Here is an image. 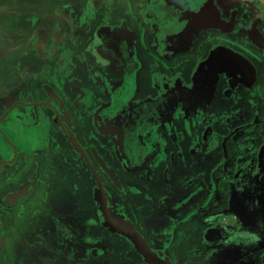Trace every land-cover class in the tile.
<instances>
[{
  "label": "flooded vegetation",
  "instance_id": "1",
  "mask_svg": "<svg viewBox=\"0 0 264 264\" xmlns=\"http://www.w3.org/2000/svg\"><path fill=\"white\" fill-rule=\"evenodd\" d=\"M84 1L77 10L65 4L72 17L67 34L60 23L53 29L38 24L31 72L23 71L26 64L19 66L8 85L15 98L12 114L17 126H29L36 140H45L42 150L35 149L28 181L19 189L26 191L8 203L25 197L43 203L45 209L34 211V220L26 222L34 228L33 264H150L130 240L104 225L91 167L111 211L128 220L146 244L171 264H264V56L247 45L253 42L264 48V35L256 28L263 19H255L238 0L228 4L221 0L245 8L239 13L232 7L228 18L214 0ZM88 6L91 9L84 13ZM210 16L218 25L209 24ZM37 20L39 16L35 24ZM76 22L80 34H74ZM215 49L244 59L248 68L243 73L230 67L218 72L214 85H208L212 87L207 105L199 101L185 105L177 99L164 106L163 90L193 89L199 66ZM86 52L96 58V66L88 62ZM81 70L89 85L79 82ZM127 76L130 89L123 85ZM23 84L36 86L16 93ZM162 109L171 112L162 117ZM121 111L132 113L117 118ZM116 122L124 139L116 134ZM180 122L184 130L178 129ZM42 125L46 134L37 136L34 130ZM128 126L132 138L124 131ZM50 144L58 154L55 161L66 165L75 180L53 188L73 189L82 175L90 209L81 199L74 204L65 198L50 200L36 185L42 166L52 162ZM133 144L134 150L139 146L152 156L151 165L134 164L128 153ZM2 166L0 160V173ZM66 210L74 216L67 217ZM84 210L93 214L78 221ZM2 215L0 200V262ZM43 216L51 226H39ZM79 224L86 231L81 232ZM213 229L218 231L217 239L210 240L206 231ZM50 240L71 256L60 253L50 262L36 260L48 254ZM113 240L125 251L115 261L107 250ZM133 249L140 261H135Z\"/></svg>",
  "mask_w": 264,
  "mask_h": 264
},
{
  "label": "rangeland",
  "instance_id": "2",
  "mask_svg": "<svg viewBox=\"0 0 264 264\" xmlns=\"http://www.w3.org/2000/svg\"><path fill=\"white\" fill-rule=\"evenodd\" d=\"M215 3L218 5L220 9L223 11V16L225 18L229 17V10L232 7H236L239 9V13H241L243 10H245L244 7H240L239 4H232V5H225L221 2V0H214ZM228 3H231L235 0H225ZM250 9V12L253 16H255V19H263L264 21V6L261 4L258 0H238ZM66 3H70L69 10H77L79 5L81 3H85L84 0H0V77L7 78V82L9 84L10 78L13 76V65L17 63L21 65L26 64L27 62H30L34 58L35 53V40L37 37L36 28L39 26L38 24H42L44 27H48V29H53L56 27V23H60L63 26L64 32L67 34L69 30L72 29V17L69 16V13L65 12L64 6ZM87 9H91L89 6L84 9V13ZM84 15V14H83ZM39 16V20H37V24H35L34 18ZM79 23L76 22V29L74 34L81 33V29L79 28ZM258 32L264 35V28H261L260 26L256 27ZM86 29V26H83V30ZM80 30V31H79ZM64 33V34H65ZM245 37V36H244ZM253 43V42H252ZM251 42L247 44L249 47L248 49L254 50L255 53L259 55L264 56V48H258L253 46ZM85 50V49H84ZM25 51L28 52L27 56L25 54ZM22 53V55H21ZM87 60L90 64H93V67L96 66V58L90 54V52H86ZM97 57V56H96ZM36 62L43 63L39 59H35ZM92 66V65H91ZM195 67V65L193 66ZM192 67V68H193ZM18 74V72L16 71ZM189 76V74H187ZM78 77L80 78L81 84H87L89 85L88 81L86 80L85 72L80 71L78 74ZM1 82V80H0ZM54 85L56 89L59 88V84L57 81H54ZM123 85H126L130 89L131 80L130 78H126ZM122 85V86H123ZM21 90H34V85L32 88L29 87L27 84L18 85ZM10 88V87H9ZM65 91H67V88H64ZM0 93H2V90H0ZM5 108L3 107L2 110ZM5 121L12 122L11 119V113L5 117ZM178 129L184 130L182 123L180 122L178 124ZM3 139L6 143L10 144V148H8L10 151L13 152V139L12 138H5L3 136ZM10 141V142H9ZM77 185L73 189H66V190H59L58 188H53L51 190V199L56 200V198H65L64 201L68 202L69 204H74V200L81 199L83 206L85 209H90L92 204L91 201L86 199L85 195L87 194V191L84 186V177L82 175L79 176V180L76 181ZM91 187L92 185L89 184ZM157 187V186H156ZM158 188V187H157ZM42 189V188H41ZM158 189H161L159 187ZM71 193L74 194V198H71ZM70 194V196H69ZM27 200L22 201L23 204H26ZM20 208V207H18ZM90 214H93L91 211L88 210L80 211V217L79 220L84 219L85 217H88ZM26 218V217H25ZM24 218V219H25ZM44 222L40 223L39 226H51V221L43 216ZM46 218V219H45ZM143 218V217H142ZM16 221V219L14 220ZM27 222H31L30 220H27ZM14 223V222H13ZM26 227V226H25ZM24 227V228H25ZM81 230V232L86 231L85 227L79 224L77 227ZM19 233L26 235L28 231H30V227L25 228L22 230L19 228ZM94 231H96V228H93ZM31 232V231H30ZM29 232V234H30ZM79 232V233H81ZM98 232V231H97ZM102 232L99 231V234ZM14 234V232H13ZM89 236V234H87ZM9 239L11 240L12 237L9 234ZM99 238L102 241H106V237L104 235H100ZM12 245V244H11ZM111 246L108 245L107 250L109 251L108 254L111 253L112 258L117 260L118 257H124L125 251L121 248L120 244L113 240L112 243H110ZM113 245V246H112ZM16 253L18 255L17 259L20 260L21 258H25L26 254L23 252L22 245H18L16 249ZM132 255L135 259V261H140L139 257L135 254L134 249L132 251ZM16 260V257L13 253L12 246L7 243V246L5 247L2 255V261L4 264H12ZM121 263V262H119ZM1 264V262H0ZM20 264V263H19Z\"/></svg>",
  "mask_w": 264,
  "mask_h": 264
},
{
  "label": "crops",
  "instance_id": "3",
  "mask_svg": "<svg viewBox=\"0 0 264 264\" xmlns=\"http://www.w3.org/2000/svg\"><path fill=\"white\" fill-rule=\"evenodd\" d=\"M256 26H260L261 28H264L263 24H257ZM254 28V27H252ZM45 29V28H44ZM43 29L42 35L45 33ZM264 45V44H263ZM55 46V45H54ZM261 47H264L261 45ZM25 54L27 56L28 52L25 51ZM22 55V53H21ZM31 61L27 62L24 66V70L27 72H31ZM20 64L16 62L15 65H13V74L18 72L21 67H19ZM36 70V69H34ZM2 74V73H0ZM17 74V73H16ZM0 86L3 87L2 93H0V160L3 163L1 173H0V179H1V185H0V200L2 204V210L3 215L1 218L2 227H3V237H2V250L4 251L5 247L7 246V243H9L10 246L13 248L14 256L16 257V260L12 262V264H33L35 262V258H33V242L30 240V236L32 235V227L28 224H26L27 220H30L31 222L34 220L33 213L35 215L36 210H41L44 208L43 203H38L37 200L29 202L27 198H23L21 201L13 204H8L10 201V195L14 194L22 188V186L25 185L28 181V175L32 167L33 163V156L35 149H41L42 146L45 144L44 139H38L36 140V137L34 136V133L31 132L29 126H24L23 128H19L17 126V118L13 116L12 111L14 109V106L12 105L15 101V98L9 93L11 88L8 87L7 78L0 77ZM12 81V78H10ZM2 94V95H1ZM5 108L2 110V108ZM11 113V119L12 122H7L4 119ZM45 126V125H44ZM41 126L40 129L35 131L37 136L41 133V135L45 136L46 132L42 130L44 127ZM3 136L6 138H12L14 142L13 143V152L10 151L8 148H10V144L6 143L3 139ZM10 142V141H9ZM73 144L74 149L79 150V147H76L75 142L71 141ZM49 155L52 158V162L49 166H42L40 169V176L37 180V184L44 189V191L51 196V190L53 189V186L55 184H63V185H69V183L75 181L71 180V171L69 168H67L66 165L62 163L56 162V158L58 156L57 151L53 149V145L50 144L49 146ZM45 152V150H43ZM44 152L42 156H44ZM41 166V165H40ZM76 178V175L73 176ZM44 180L45 185L40 182V180ZM39 182V183H38ZM74 183V182H73ZM41 189V188H40ZM41 189V192H42ZM27 200L26 204H23L22 201ZM42 206V207H41ZM20 207V208H18ZM29 207V208H28ZM45 209V208H44ZM28 211V213H26ZM66 216H74V213L70 211H65ZM52 215V214H50ZM26 217V218H25ZM52 217V216H51ZM25 218V219H24ZM16 219V221H14ZM14 222V223H13ZM22 224L20 225V223ZM26 226V227H25ZM30 227V231L24 234L19 233V228L24 230L25 228ZM14 232V234H13ZM30 232V234H29ZM9 234L11 235L12 239H9ZM205 234V233H204ZM218 231L216 229L208 230L206 231V236L210 240L217 239ZM12 244V245H11ZM18 245H22L23 252L26 254L25 258H21L20 260L17 259L18 255L16 253V249ZM46 251H48V254L45 255V258L36 259V260H42V261H51V258L54 256L58 257L60 253H67L68 250H59L57 244H53L50 240V244L46 246ZM3 255V252H2ZM42 256V255H39ZM66 256L70 257L71 253H67ZM2 259V258H1ZM1 264H4V262L1 260Z\"/></svg>",
  "mask_w": 264,
  "mask_h": 264
},
{
  "label": "water",
  "instance_id": "4",
  "mask_svg": "<svg viewBox=\"0 0 264 264\" xmlns=\"http://www.w3.org/2000/svg\"><path fill=\"white\" fill-rule=\"evenodd\" d=\"M191 1V0H188ZM264 5V0H259ZM213 17V15H211ZM209 18V24L211 26L218 25V21L214 18ZM205 23H207V20H204ZM247 62L237 57L236 55L232 54L229 51L223 50V49H215L211 52V55L208 57V59L203 62L196 73L195 76V84L193 85L194 88L191 90H180L178 89L175 93L170 92L168 89L163 90L160 99L164 102V106L166 105V102L170 100H180L183 104H188L189 102H198L204 103L207 105L209 96H211V87L208 85H214L216 77L218 72L222 71L223 69L230 67L233 69H238L241 73L244 72V69L248 68ZM171 108V106H170ZM169 108V109H170ZM171 112V110L169 111ZM168 111H165V109H162L163 115L162 117L167 116ZM132 111H130V114ZM130 114L125 113L124 111H121L120 113H116L117 118H126ZM124 116V117H123ZM133 118V114L130 116ZM116 134L122 137V130L120 128H117V122L115 124ZM131 129L130 126L125 128V133L128 135V137L131 136V131L128 130ZM124 139V137H122ZM120 138V139H122ZM119 139V143L121 144V140ZM136 144L131 145V148L128 147V153L129 156L132 157L134 160V164L138 166H148L151 165L152 156H150L148 153H146L144 150L142 151L139 146H137V150H134L133 147ZM120 146V147H121ZM96 159L101 164L103 170L108 174V176L116 183L118 184L117 178L115 175L108 169L102 159L95 154ZM92 173L94 177L97 180L98 187L95 190V196L96 200L99 204L100 212L104 219V225L108 227L111 231L118 232L122 235H124L128 240L132 242L134 245L136 251L144 258V260L147 263L150 264H171L169 259L165 257L161 252L155 251L151 249L146 242L142 239V237L139 235V233L132 227L131 223L124 219L122 216L114 214L110 207L108 206L106 196L104 193V189L102 187L101 181L97 175V173L92 169ZM26 191V188L17 191L16 193L10 195V202L15 201L23 196L24 192Z\"/></svg>",
  "mask_w": 264,
  "mask_h": 264
},
{
  "label": "bare ground",
  "instance_id": "5",
  "mask_svg": "<svg viewBox=\"0 0 264 264\" xmlns=\"http://www.w3.org/2000/svg\"><path fill=\"white\" fill-rule=\"evenodd\" d=\"M259 40V39H258ZM126 78H130L129 76H127ZM171 84H172V82H171ZM263 156H264V149H263Z\"/></svg>",
  "mask_w": 264,
  "mask_h": 264
}]
</instances>
